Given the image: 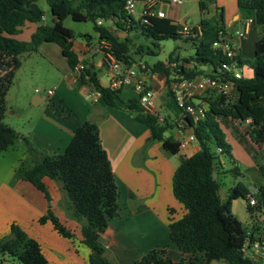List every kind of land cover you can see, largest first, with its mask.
<instances>
[{"label":"trees","instance_id":"obj_1","mask_svg":"<svg viewBox=\"0 0 264 264\" xmlns=\"http://www.w3.org/2000/svg\"><path fill=\"white\" fill-rule=\"evenodd\" d=\"M38 1L0 0V62L5 68L4 74H0V153L23 145L31 164L24 168L22 163L21 179L32 184L49 203L51 195L44 178L58 182L66 195V210L72 219L81 224L83 243L90 249V264H112L106 256L101 237L109 223L120 217L119 190L101 142L99 126L94 121L83 122L62 153H49L38 150L27 138L5 125L3 120L8 111L6 97L15 71L20 67L18 57L23 53L39 51L43 44H56L70 71H74L79 60L73 50L75 33L64 26L67 18L75 22L93 21L100 40L110 41L116 56L127 65L134 62L131 42L112 35L106 27L98 26L99 20L105 23L112 21L121 30H135L141 36L158 42L182 37L177 27L165 18L142 16L135 19L128 16L124 9L125 0H46L52 25L43 22L45 13ZM213 1L200 0V10L205 12L207 2ZM237 5L244 19L253 20L252 27L258 33L253 59H240L241 65L252 68L253 77L234 81V97L213 93L203 98L208 103L206 117L197 123L189 118L187 123L201 147L200 151L182 159L173 177V194L183 206L184 213L176 218L174 210L169 209V237L189 258L175 262L167 257L166 249L161 248L150 251L136 264H249L243 260L240 248L248 239H254V235H249L233 215L232 203L242 198L248 201L249 213L264 215V165L257 164L262 177V181L254 186L257 193L239 182L230 189L225 202L215 176L221 164L218 149L221 150L219 154L233 158L223 128L231 130L232 121L247 125V134L253 144L260 148L264 146V0H237ZM30 24L37 25L30 40L19 39L23 28ZM200 25L201 37L184 39L193 42L196 47L195 55L190 58L196 66L190 69L183 63L180 75L189 79L200 76L224 78L220 71L224 57L220 50L213 49L214 42L220 41L225 34L223 18L220 17L214 26L207 20H202ZM146 50L156 55L152 49ZM184 62L189 60L184 59ZM203 66L208 70H204ZM94 69L87 67L77 74L76 90L88 87L101 94L100 99L106 106H116L119 92L103 87ZM152 69L165 74L169 85L171 73L163 62H158ZM129 108L139 110L135 119L149 129V142H160L163 149L172 155L179 153L180 141L165 136L174 127L173 124L168 120L161 123L157 115L145 113L138 100L131 101ZM234 170L239 174L238 168ZM250 195L256 198L257 205L254 207L249 205ZM48 221L60 236L72 237L50 207L47 214L39 218L42 225ZM0 255L17 258L22 264H50L43 255L41 245L15 223L10 227L9 236L0 240Z\"/></svg>","mask_w":264,"mask_h":264},{"label":"crops","instance_id":"obj_2","mask_svg":"<svg viewBox=\"0 0 264 264\" xmlns=\"http://www.w3.org/2000/svg\"><path fill=\"white\" fill-rule=\"evenodd\" d=\"M199 1L184 0L182 4L173 5L163 0L156 6V9L165 13V19L170 20L177 27V32L181 25L188 24V19L195 8H198L203 15L200 16L198 22L190 25L198 26L202 20H207L214 26L222 17L225 33L228 37L234 36L237 31L243 29L245 21L248 20L242 17L237 0L207 2L208 6L205 12L200 10ZM139 8L140 11L134 14L135 19H139L142 14V7ZM108 23L109 26L105 27L112 35L119 39H121V35H125L121 40L128 39L131 42L130 35L141 36L135 30H121L112 21ZM36 27V24H30L23 29L31 28L30 34H32ZM257 34V29L251 27L247 36L240 42L239 58L242 61H244V57L249 58V60L253 59ZM98 37L96 44H93L89 37H86L85 41L82 42L74 40L73 50L77 54L79 62L95 68L100 84L107 87L108 80L105 70L95 67L96 61L101 57L98 52L100 36L98 35ZM19 39L21 38L19 37ZM177 40H180L181 44L178 46L179 49L186 46L183 44V41L186 40L182 38ZM191 43L192 46L188 47L189 50L186 49L187 55L182 51H172L169 59H179L187 68H194L196 64L190 58L195 55L196 47L193 42ZM141 50L144 52L141 53ZM149 53L152 52L146 50L142 45H138L133 50L131 48L134 62H145L144 56L151 55ZM184 59H188L189 62L185 63ZM158 62L146 63L153 67ZM204 70H208V68L206 67ZM70 74L71 71L67 65L65 78L70 81V85H74L71 83ZM246 74L247 78H252L253 70L246 72L244 69V77ZM167 79L165 74L159 73L156 79L149 82L156 93L157 113L165 120H167L166 117L162 116L160 111L171 109L170 102L174 100L169 92ZM62 89V87L59 88L60 91ZM78 92L90 105L81 99H77L76 106H74L75 112L71 110L72 112L69 114L66 111L60 113L57 111L59 110L57 106L54 105V99L57 98L59 92L54 93L51 98L47 94L41 95L39 92L33 95L32 105L40 110V114L37 118V126L33 131L32 141L38 150L62 153L70 144L79 125L87 120L98 124L101 142L108 154L119 190L120 217L109 223L107 230L101 237L106 248L107 258L112 264H136L150 251L161 248H165L167 257L175 262L181 258H189L171 242L168 219L169 209L174 210L176 218H180L184 213L183 206L173 194V177L182 159L191 157L200 151L201 147L197 140L184 148H180L176 155L165 151L160 142H149V129L135 119L139 110L129 108L131 101L138 99V95L132 87H126L118 93L119 100L114 107L106 106L101 99H96L93 91L88 87H82ZM232 96L234 97V94ZM45 104L47 107H42ZM51 105H53V113H50L49 110ZM59 107L61 108L62 105ZM173 115L174 118L169 122H172L173 128L177 131L174 136H170L181 143L192 135V129L179 127L182 116L180 111ZM231 127L235 133L242 131L243 128L247 129V125L233 121ZM223 128L226 134L227 131H230L225 127ZM230 134L243 144L247 153V163L253 166V161L260 152V147L256 145L249 147L240 133L237 136L234 133ZM165 136L169 137L167 134ZM26 156L23 145L0 153V239L4 238L1 235L10 232L11 225L15 223L29 235V238L36 240L41 245L43 255L50 264H90V249L83 243L81 224L75 220H70L66 216L65 210L62 209L61 211L60 203L63 200L61 185L44 178V183L51 195V202L49 203L45 196L32 184L20 177L15 179L16 170L20 169L19 167ZM229 158L241 175L242 172L236 163V159ZM222 167L223 164L221 163L219 169ZM219 173L220 171H217L216 175ZM49 207L59 222L70 232L80 233L79 237L66 239L63 237H41L46 232L51 231L54 235L57 233L50 221L43 225L39 223V218L47 214ZM254 232L255 229L253 235ZM255 235L254 238H260L255 237Z\"/></svg>","mask_w":264,"mask_h":264},{"label":"rangeland","instance_id":"obj_3","mask_svg":"<svg viewBox=\"0 0 264 264\" xmlns=\"http://www.w3.org/2000/svg\"><path fill=\"white\" fill-rule=\"evenodd\" d=\"M38 5L45 13V20L43 22L47 25H52V15L50 13V9L46 0H39ZM139 7L140 6L137 7L136 12L140 11ZM201 15L203 14L198 10V8H195L194 12L188 19V24H194L198 22ZM64 26L71 29L75 33V41L82 42L85 41L86 37H89L90 41L93 44H96L99 39V34L95 29V23L93 21L89 20L86 22H75L71 18H67L64 21ZM105 26H109V23L106 22L102 25V27ZM23 30L24 31H22V34L19 35V37L24 41H29L31 36V28ZM124 37L125 35H121V39H123ZM129 38L131 39L132 50L138 47V45H142L145 49L150 48L157 53V55H145V63L167 61L169 60V56L172 51H182L183 53L185 52V55H187L186 49L192 46L191 42H184L183 40L181 41H183V44L186 46L179 49L178 46L181 45L180 40L169 39L158 42L154 41V39L152 38H148L145 36L136 37L135 34L130 35ZM18 59L20 61V67L17 71H15L13 83L6 97V106L8 111L5 119L3 120V123L16 130L22 137L27 138L33 144L32 135L34 128L37 126V118L40 114V110L34 108V106L32 105V97L34 94H37L35 90H38L39 94L41 95L46 94L48 90H55V93L59 92L57 98L54 99V105L57 106V108L59 109L57 111H60V113H63L64 111H66L67 114L71 113L72 111L75 112L74 106H76L77 99H81V101H84V103L88 102H86L80 96L75 86L70 85V81L65 78L67 61L62 56L61 49L58 45L43 44L39 48V51L33 53H23L19 55ZM244 60H249V58L244 57ZM4 69L5 68L2 67V63L0 62L1 75L4 74ZM244 69H246V72L252 70V68L246 64H244ZM247 77L248 76L246 74L245 78ZM60 87L63 88L61 91L59 90ZM59 105H62V107L60 108ZM170 106L171 109L160 111L161 115L166 117L168 121L173 119V114L179 111L174 100L170 102ZM42 107L47 106L45 104ZM49 110L51 111L50 113H53V105L50 106ZM176 131L177 130L175 128H172L169 129L166 134L167 136H174ZM238 132L239 131L235 133L233 129L227 131L226 139L227 142L231 145L232 156L236 159V163L239 166L242 174L239 175L236 173V171L234 170L235 165L230 161V158L227 155L217 153V156L219 157L220 162L223 164V167L218 170V172L220 171V173L215 176L221 186L220 195L224 202L228 199L230 189L235 187L239 182H242L246 186H249L252 192L257 193L254 184H259L262 181L261 174L257 169V164L264 165V146L260 148V152L256 156V159H254L253 161V166L248 165L247 153L244 149L243 144L239 143L238 140H236L235 137L231 136L230 133H234L235 136L240 133L245 140V143L249 145V147L254 144L248 136L246 128H243L242 131H240L239 133ZM22 163L24 168H28L31 164L27 156L24 158V161ZM21 165L19 168L22 167ZM251 167L252 169H249ZM21 171L22 169L16 170L17 174L15 176V179L19 177L21 178ZM60 189L61 192H63V200L60 203L61 211L62 209L65 210L66 216L70 220H74L72 219L70 212L65 209L67 205L66 195L62 190V187H60ZM247 206V200H244L242 198L236 200L233 203V215L243 224V227L248 232V234L253 233V230L255 229V237H264V215L258 212L249 213ZM9 234L10 232L1 236L6 238L9 236ZM71 234L72 237H79L80 233L76 234L71 232ZM41 237L62 236H60L58 233L54 235L50 231L46 232L44 236ZM0 264L22 263L17 258H13L8 255H0Z\"/></svg>","mask_w":264,"mask_h":264},{"label":"built area","instance_id":"obj_4","mask_svg":"<svg viewBox=\"0 0 264 264\" xmlns=\"http://www.w3.org/2000/svg\"><path fill=\"white\" fill-rule=\"evenodd\" d=\"M163 0H125V12L128 16L136 13L138 6L142 7V16H157L165 18V13L157 11L156 6ZM170 4L179 5L184 0H166ZM45 20V16L43 17ZM253 24L252 19H248L244 23V28L237 31L234 36L228 37L223 34L220 41L214 42L213 49L220 50L224 57L221 63L220 71L225 75L224 78H212L209 76H200L196 78H185L180 75L183 62L179 59H169L163 61L164 65L169 69L170 83L168 85L179 111L182 116L179 121V127H187L188 119L194 122L203 120L208 112V103L203 100L207 95L216 93L226 97H232L235 92V80L244 78V67L240 64L239 52L240 42L247 36ZM98 26L103 25V21L97 22ZM179 35L183 39L199 38L202 36L201 25L193 26L190 24L181 25ZM98 52L101 57L96 61L95 67L105 70L108 84L107 87L111 91L120 92L126 87H132L137 95L138 102L145 113L157 115L159 121L164 122V118L157 113L156 93L149 85V82L156 79L159 75L144 61H137L131 65H127L121 61L115 54L113 46L108 40H100L98 43ZM85 63L79 62L74 71H71V83L77 81V74L87 68ZM228 77V78H227ZM36 92H39L36 90ZM54 90H48L49 98L54 96ZM96 99L101 98V94L93 91ZM196 141L194 135H190L181 142L180 148L188 146L191 142ZM220 153L221 150L218 149ZM249 205L254 207L257 205L256 198L249 196ZM250 235V234H249ZM240 254L249 264H264V237L248 239L240 248Z\"/></svg>","mask_w":264,"mask_h":264},{"label":"water","instance_id":"obj_5","mask_svg":"<svg viewBox=\"0 0 264 264\" xmlns=\"http://www.w3.org/2000/svg\"><path fill=\"white\" fill-rule=\"evenodd\" d=\"M202 68H203V69H205L206 67H205V66H203ZM214 264H217V263H214Z\"/></svg>","mask_w":264,"mask_h":264}]
</instances>
